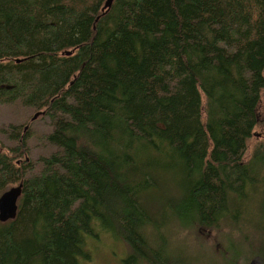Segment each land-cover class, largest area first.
Segmentation results:
<instances>
[{
  "label": "trees",
  "instance_id": "1",
  "mask_svg": "<svg viewBox=\"0 0 264 264\" xmlns=\"http://www.w3.org/2000/svg\"><path fill=\"white\" fill-rule=\"evenodd\" d=\"M104 2L0 0V103L52 120L37 160L0 129V264H82L101 231L122 264H264V0ZM181 228L225 229L219 256Z\"/></svg>",
  "mask_w": 264,
  "mask_h": 264
},
{
  "label": "rangeland",
  "instance_id": "2",
  "mask_svg": "<svg viewBox=\"0 0 264 264\" xmlns=\"http://www.w3.org/2000/svg\"><path fill=\"white\" fill-rule=\"evenodd\" d=\"M37 111L33 107L24 106L19 101L2 102L0 103V129H8V125H17L16 129L21 130L25 126V130L31 131L30 137L27 140L28 154L32 160H37L41 154L47 153L49 148L44 146V138L47 131L52 127V120L49 115L39 113L36 117L32 118L33 113ZM259 130L255 128V132ZM6 132V130H5ZM256 138H252L248 142L246 151H250L249 145L255 141ZM15 144L14 140L7 138L6 133L0 131V146L12 147ZM2 191L0 190V193ZM225 229L220 231L207 228H198L197 230H191L187 228H181L176 239L190 244L196 245L197 249L204 252L205 255L214 253L219 256V250L224 247V240L226 241ZM224 236V239H223ZM100 239L87 238L86 245L90 249L91 255L87 260H83L82 264H122L121 259L126 255L128 246L121 238L114 237L109 232L101 231L99 234ZM246 249L239 248L238 260L240 264H260V260L254 255L246 257ZM216 264L217 259L212 260Z\"/></svg>",
  "mask_w": 264,
  "mask_h": 264
},
{
  "label": "water",
  "instance_id": "3",
  "mask_svg": "<svg viewBox=\"0 0 264 264\" xmlns=\"http://www.w3.org/2000/svg\"><path fill=\"white\" fill-rule=\"evenodd\" d=\"M111 2L112 0H105L103 8L110 6ZM70 52L71 49L64 50V53L66 54H69ZM43 112L44 110L35 111L32 115V118ZM21 190L22 182L20 181L15 185H10L0 193V221H5L15 216L18 206V198L21 194Z\"/></svg>",
  "mask_w": 264,
  "mask_h": 264
}]
</instances>
